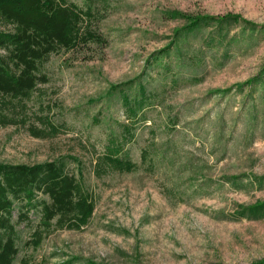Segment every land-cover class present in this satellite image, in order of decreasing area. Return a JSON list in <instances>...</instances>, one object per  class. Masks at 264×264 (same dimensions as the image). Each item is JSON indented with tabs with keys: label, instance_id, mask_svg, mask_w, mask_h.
<instances>
[{
	"label": "rangeland",
	"instance_id": "rangeland-1",
	"mask_svg": "<svg viewBox=\"0 0 264 264\" xmlns=\"http://www.w3.org/2000/svg\"><path fill=\"white\" fill-rule=\"evenodd\" d=\"M68 1L82 8L88 2ZM91 5L98 9L93 26L101 42L49 55L48 81L26 102L27 123L0 124V162L62 159L68 172L82 175L94 210L80 229H54L36 248L25 245L37 222L31 213V223L18 226L12 264L22 257L32 264H250L264 258V217L236 214L264 201V29L232 23L224 37L209 25L175 39L186 19L172 15L233 13L260 25L264 0ZM123 82L130 98L140 84L150 96L123 150L138 169L98 177L97 155L127 121L120 88L111 89ZM42 116L59 126L57 134L28 132L29 124L42 127Z\"/></svg>",
	"mask_w": 264,
	"mask_h": 264
},
{
	"label": "trees",
	"instance_id": "trees-1",
	"mask_svg": "<svg viewBox=\"0 0 264 264\" xmlns=\"http://www.w3.org/2000/svg\"><path fill=\"white\" fill-rule=\"evenodd\" d=\"M87 1L82 8L68 0H0L1 125L27 123L26 102L39 90V84L48 81L43 68L50 54L75 49L91 41L101 42L93 26L98 9L91 5L92 0ZM172 15L186 19V23L175 30V39L209 25L222 36L232 23L264 29V24L258 25L233 13L188 15L175 10ZM168 49L169 46L159 50V55ZM256 79L245 83L250 85ZM127 84L111 85L112 90L120 88L127 121L120 124L119 136L110 135L103 152L97 155L93 173L98 177L109 171L129 173L138 169V164L123 150L133 139L136 123L150 96L140 84L137 94L130 98L122 89ZM40 121L42 127L27 126L31 135L45 137L60 130L43 116ZM148 156L147 150H142L141 160L145 162ZM68 157L77 161L73 156ZM94 206L93 195L82 175L68 172L62 159L31 165L0 162V264H12L16 258L18 226L31 223V213L35 214L37 222L25 245L36 248L54 229H80L92 216ZM236 214L247 218L264 217V201L241 208ZM20 264L32 263L22 257ZM250 264H264V258Z\"/></svg>",
	"mask_w": 264,
	"mask_h": 264
}]
</instances>
